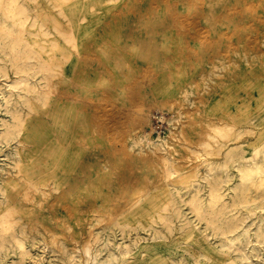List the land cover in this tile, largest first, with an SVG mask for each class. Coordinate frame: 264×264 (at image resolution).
Listing matches in <instances>:
<instances>
[{"label": "rangeland", "instance_id": "374dc122", "mask_svg": "<svg viewBox=\"0 0 264 264\" xmlns=\"http://www.w3.org/2000/svg\"><path fill=\"white\" fill-rule=\"evenodd\" d=\"M0 264H264V0H0Z\"/></svg>", "mask_w": 264, "mask_h": 264}, {"label": "bare ground", "instance_id": "6f19581e", "mask_svg": "<svg viewBox=\"0 0 264 264\" xmlns=\"http://www.w3.org/2000/svg\"><path fill=\"white\" fill-rule=\"evenodd\" d=\"M239 177L242 178L243 175L240 174ZM212 211H214V210H212ZM212 211H211V212H212ZM222 233H224V231H223ZM242 233H243V232H239L238 234L233 235V236L231 237L230 240H231V241H237V240H239V238L242 236ZM232 239H233V240H232Z\"/></svg>", "mask_w": 264, "mask_h": 264}]
</instances>
